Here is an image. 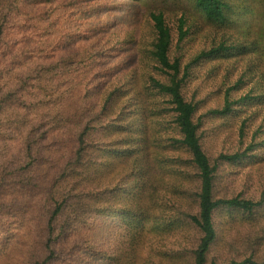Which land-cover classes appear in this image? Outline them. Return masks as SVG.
Masks as SVG:
<instances>
[{
    "label": "rangeland",
    "instance_id": "obj_1",
    "mask_svg": "<svg viewBox=\"0 0 264 264\" xmlns=\"http://www.w3.org/2000/svg\"><path fill=\"white\" fill-rule=\"evenodd\" d=\"M223 2L227 17L219 24L208 21L195 0H0V32L4 31L0 100L5 106L0 110L1 153L13 151L17 144L10 133L20 120L8 113L22 114L26 104L33 106L27 97L35 92L39 98L43 92L34 68L48 69V76L41 75L42 83L58 79L64 98L74 86L73 98L62 100V106L74 109L85 104L89 119L81 123L79 133L86 127L93 133L88 142L96 164L112 161L108 153L146 144L151 160L143 204L146 216L131 227L135 247L128 238L130 230L101 236L108 258L120 253L125 264H194L201 237L189 219L198 213V171L181 143L172 104L153 86V79L171 80L153 55L156 33L151 14L155 12L164 15L170 28L169 56L172 62L179 61L182 93L195 105L198 135L215 167V198L239 196L259 202L251 212L216 210L217 238L207 264L249 257L264 263V0ZM181 20L186 35L180 40ZM25 45L38 53L37 64L8 76L12 64L23 60ZM15 46L19 51L11 57ZM211 50H215L212 55H205ZM110 94L114 100L106 104L104 97ZM227 98L231 110L219 113ZM97 110L99 116L94 115ZM31 120L36 130L29 141L47 146L36 158H48L47 143L61 138L55 133L44 139L43 129L57 116L48 118L39 110ZM222 154L238 155L240 160L227 161ZM14 156L19 157L14 151L0 156L1 166ZM124 172L123 167L117 168L104 177L108 182ZM56 179L33 195L42 203L48 201V183L54 185ZM122 241H127V253H121L127 248Z\"/></svg>",
    "mask_w": 264,
    "mask_h": 264
},
{
    "label": "trees",
    "instance_id": "obj_2",
    "mask_svg": "<svg viewBox=\"0 0 264 264\" xmlns=\"http://www.w3.org/2000/svg\"><path fill=\"white\" fill-rule=\"evenodd\" d=\"M195 3L208 21L219 24L226 21L223 0H195ZM151 20L156 33L154 58L160 70L171 77L168 83L153 79V86L172 104L175 122L183 137L181 143L190 152L192 163L198 171V213L189 219L201 235L194 252V264H207V254L217 238L214 222L216 210L223 207L251 212L259 202L239 196L215 198V167L204 151L198 135V126L193 119L195 105L187 101L182 93L184 78L178 76L179 61L172 62L169 56L172 44L170 28L162 13L153 12ZM3 33L4 31L0 32V36ZM32 33L35 34L34 28ZM179 33L181 40L186 35L183 20L180 21ZM13 49L11 57L19 51L16 46ZM23 51V60L12 64L8 76L16 75L18 70L23 71L26 65L32 69L37 64L35 59L38 53H33L28 45H25ZM214 52L215 50H211L205 55H212ZM33 73L43 92L39 98L35 97V92L27 97L33 101V106L26 104L22 114L8 113L14 120H20L14 126V132L10 133L16 136L14 142L17 144L13 151L19 157L8 159L4 167L0 162V264H125V258L120 253L112 258L106 256L101 236L104 237L107 232L119 235L130 230L128 238L133 240L135 247V229L131 227L145 219L143 204L147 198L146 181L151 173V160L146 144L141 149L129 148L124 152L108 153L114 157L112 161L108 164H96L90 153L92 144L88 142L93 133L88 127L79 133L81 123L89 119L85 104L83 108L79 106L74 109L71 105L62 106V100L73 98L74 86L64 98L58 79L42 83L41 75L48 76V69L34 68ZM98 94L94 96L96 100L100 97ZM104 99L109 104L114 96L110 94ZM0 101V110L4 111V100ZM231 105L232 102L227 98L219 113H228ZM39 110L45 111L48 118L57 116L56 122L43 129L44 139L55 133L61 138L53 139V143L46 142L50 153L48 158H36V154L40 153L41 148H46V145H33L29 141L32 131L36 130L31 116L37 115ZM100 114V110L94 112L95 116ZM121 131L123 130L115 128V132ZM13 151L5 150L0 152V156H7L8 152L12 155ZM220 157L227 161L240 160L238 155L222 154ZM122 167L125 172L119 175L120 178L107 182L104 176ZM53 177H57L54 185L48 183L51 196L42 203L33 194L40 191ZM122 245L127 248H122L121 253H127V241H122ZM127 262L130 264L131 261ZM223 264L264 263L249 257L243 261L232 260Z\"/></svg>",
    "mask_w": 264,
    "mask_h": 264
}]
</instances>
